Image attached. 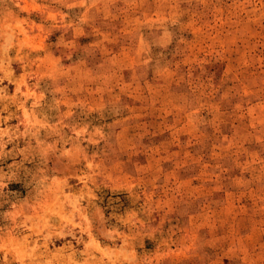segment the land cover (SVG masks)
Returning a JSON list of instances; mask_svg holds the SVG:
<instances>
[{"label": "rangeland", "instance_id": "rangeland-1", "mask_svg": "<svg viewBox=\"0 0 264 264\" xmlns=\"http://www.w3.org/2000/svg\"><path fill=\"white\" fill-rule=\"evenodd\" d=\"M0 264H264V0H0Z\"/></svg>", "mask_w": 264, "mask_h": 264}]
</instances>
